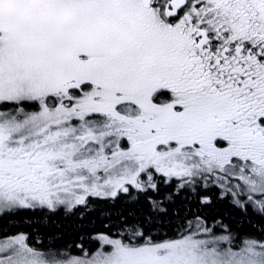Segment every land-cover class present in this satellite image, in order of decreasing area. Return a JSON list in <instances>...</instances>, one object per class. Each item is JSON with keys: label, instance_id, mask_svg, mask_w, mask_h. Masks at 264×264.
<instances>
[{"label": "snow or ice", "instance_id": "obj_1", "mask_svg": "<svg viewBox=\"0 0 264 264\" xmlns=\"http://www.w3.org/2000/svg\"><path fill=\"white\" fill-rule=\"evenodd\" d=\"M0 264H264V0H0Z\"/></svg>", "mask_w": 264, "mask_h": 264}, {"label": "trees", "instance_id": "obj_2", "mask_svg": "<svg viewBox=\"0 0 264 264\" xmlns=\"http://www.w3.org/2000/svg\"><path fill=\"white\" fill-rule=\"evenodd\" d=\"M221 212L225 215L226 218H228V211L226 209H220ZM239 218L236 214H233L231 218H228L229 223H233V226L235 227V222H238ZM211 223V221H209Z\"/></svg>", "mask_w": 264, "mask_h": 264}]
</instances>
